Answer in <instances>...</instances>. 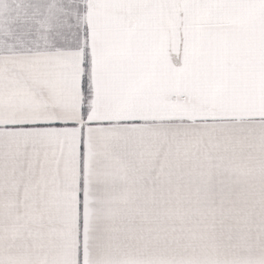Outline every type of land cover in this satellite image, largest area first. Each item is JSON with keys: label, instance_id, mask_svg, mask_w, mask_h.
I'll use <instances>...</instances> for the list:
<instances>
[{"label": "snow or ice", "instance_id": "6c2138e0", "mask_svg": "<svg viewBox=\"0 0 264 264\" xmlns=\"http://www.w3.org/2000/svg\"><path fill=\"white\" fill-rule=\"evenodd\" d=\"M0 264H264V0H0Z\"/></svg>", "mask_w": 264, "mask_h": 264}]
</instances>
